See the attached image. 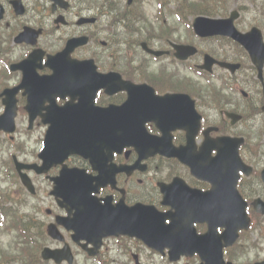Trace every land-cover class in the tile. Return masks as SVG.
Masks as SVG:
<instances>
[{"label": "flooded vegetation", "instance_id": "obj_1", "mask_svg": "<svg viewBox=\"0 0 264 264\" xmlns=\"http://www.w3.org/2000/svg\"><path fill=\"white\" fill-rule=\"evenodd\" d=\"M42 7L45 8V4H42ZM52 11V6H51ZM3 14V19L0 20V26H2L5 22L7 15L11 16L12 20H16L18 17L12 6V0H0V16ZM57 14L63 12L60 9H57ZM64 13L69 14V11H65ZM53 14V12H51ZM11 26V24H9ZM163 47L161 50L166 51V55H171L174 53L172 47L166 46V41L164 40V44L161 45ZM133 155L127 154L119 163H134V159H132ZM260 164L259 160L257 159ZM259 166V165H258ZM137 174H140L138 171L133 172L131 175L121 174L120 181L123 182L126 189L125 200L129 205H133L136 202H146V200H138V198H132L130 196L140 185L141 188L138 191H141L140 194L143 196L148 194L147 186H145L142 179L137 178ZM135 180H137L135 182ZM134 185H137L135 188ZM260 187L264 189V185L260 183ZM205 189V188H204ZM108 190V189H106ZM105 190V191H106ZM112 195L113 204H117L122 197V194H119L117 191L114 192H101V196ZM259 196V195H258ZM264 197V195L260 196ZM114 237H109L103 240L101 247L97 250V253L94 256H90L86 251L81 249V253L76 252L75 256L79 259L80 264H134L135 255H138L139 261L141 264H157L155 255L152 251H149L140 241L134 238H128L125 236H119L120 239L114 240ZM238 240L247 243L248 238L247 235H240ZM262 245H264V238L261 239ZM54 245L53 243H50ZM264 250V249H263ZM258 260H247L242 264H256L259 260L264 258V255L259 252Z\"/></svg>", "mask_w": 264, "mask_h": 264}, {"label": "rangeland", "instance_id": "obj_2", "mask_svg": "<svg viewBox=\"0 0 264 264\" xmlns=\"http://www.w3.org/2000/svg\"><path fill=\"white\" fill-rule=\"evenodd\" d=\"M231 4H234V5H231L230 8L232 7H235V6H245L246 10L242 16V23L241 24H238L239 27L242 29V30H246L247 28H250L252 25H262L264 26V0H252V2H249L248 0H236L234 2V0L231 1ZM154 8V5L151 3V2H148L147 6H146V10L149 14V11H151L152 9ZM89 11L86 10V13H88ZM92 13H97L96 10H91ZM152 19V17H151ZM107 21H108V18L107 16H103L99 23L94 25V26H86L85 28H77V27H71V28H66V29H63L61 32H59V34L61 36H64L66 37L67 35L73 33L74 31H85L87 33H90V34H93L95 36H98L100 39H105V40H109V36L111 35L112 33V30L110 28H107ZM172 22V21H171ZM257 23V24H256ZM183 24V23H181ZM259 26V25H258ZM260 27V26H259ZM264 28V27H263ZM42 44H44L45 46L49 47V45L47 44V39L46 38H43L42 39ZM52 47L54 50H57L59 48V45H58V42H55L53 41L51 43ZM211 44L209 43H206V45H203L204 48H208V50H211L214 52V54H216L215 56L219 57L221 54L223 55H231L233 57H236V54L234 52H231L233 51V49L231 48V46L229 44H221V43H217V40H216V43L213 47L210 46ZM224 46L226 47V50L225 49H222L221 47ZM52 47H49V48H52ZM93 50V49H92ZM229 50V51H228ZM120 54V53H119ZM128 62L129 60L124 57L123 55H118L117 58H116V67L120 68V69H123V70H127L129 69L128 68ZM112 63L110 62L109 65H111ZM248 65V63H247ZM133 68L137 67V65H132ZM153 66H158V64H154L152 63V67ZM196 77V76H195ZM196 78H199L200 81L204 82V79H206V77H202V76H199L196 77ZM226 80V77H225V73L221 70H216V76L213 77V81H216L218 83H221L223 81ZM20 126H21V134L20 136L22 137L21 139H17V141H15L14 144H17L18 142L20 141H27V147H28V153L26 155H22V158H28V159H33L34 158V152L38 146L36 140L37 138L41 135V133L43 132V127H38L36 129L35 132H33L32 136L33 138L31 139L27 132H26V129L24 130L25 128V119L24 118H21L20 120ZM240 127H245V124H241ZM0 140L4 141L5 144H7V140L8 138L7 137H4V136H0ZM15 150V146L12 147L11 151H14ZM5 151H8L5 149ZM6 156H11V152H6L5 153ZM159 161H157L156 163H154V165L158 164ZM183 169L181 167H177V166H173L169 172V174L166 176V178L170 177V173H173V172H180L182 171ZM259 188L257 189H254V190H258ZM24 198V196H23ZM32 203L33 201L29 202L28 204V207L30 209H32ZM25 209V206L23 207L22 211L24 212V214H27V216H30L32 215V213L30 211H24ZM29 210V209H28ZM0 238L1 239H8V237H4L3 235L0 234ZM6 245V243H5ZM181 264V263H179Z\"/></svg>", "mask_w": 264, "mask_h": 264}, {"label": "water", "instance_id": "obj_3", "mask_svg": "<svg viewBox=\"0 0 264 264\" xmlns=\"http://www.w3.org/2000/svg\"><path fill=\"white\" fill-rule=\"evenodd\" d=\"M127 116L125 114H121L118 117H116L113 121H110L108 123H104L102 125V129L104 130L103 132L109 133L111 135L112 129L114 131H122L125 130V128L128 127V123H125L127 121ZM128 120H131L130 118Z\"/></svg>", "mask_w": 264, "mask_h": 264}]
</instances>
